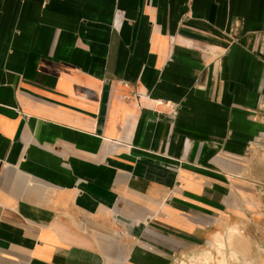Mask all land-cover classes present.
Here are the masks:
<instances>
[{
    "label": "crops",
    "instance_id": "0c3cea01",
    "mask_svg": "<svg viewBox=\"0 0 264 264\" xmlns=\"http://www.w3.org/2000/svg\"><path fill=\"white\" fill-rule=\"evenodd\" d=\"M253 230L264 0H0V264H167Z\"/></svg>",
    "mask_w": 264,
    "mask_h": 264
},
{
    "label": "rangeland",
    "instance_id": "374dc122",
    "mask_svg": "<svg viewBox=\"0 0 264 264\" xmlns=\"http://www.w3.org/2000/svg\"><path fill=\"white\" fill-rule=\"evenodd\" d=\"M229 233L227 232L221 238L224 242L222 248L224 264H252V259H255L258 255L264 257V233L255 230L241 232L234 239L228 240ZM215 240H211L201 247H193L190 250L183 251L167 264H206L204 261L206 255H208L209 264H217L216 262L221 257Z\"/></svg>",
    "mask_w": 264,
    "mask_h": 264
},
{
    "label": "bare ground",
    "instance_id": "6f19581e",
    "mask_svg": "<svg viewBox=\"0 0 264 264\" xmlns=\"http://www.w3.org/2000/svg\"><path fill=\"white\" fill-rule=\"evenodd\" d=\"M215 235V234H214ZM217 235V234H216ZM236 232L235 231H230V233L228 234V240H231V239H234L235 237H236ZM215 238H217V237H215ZM222 238V237H221ZM215 243H216V246H217V248H218V251L220 252V257H221V259L218 261V262H216L217 264H224L225 263V261H224V257H223V252H222V248L224 247V242L221 240V239H216L215 240ZM227 243V242H226ZM231 250V249H230ZM226 256V255H225ZM226 258V257H225ZM208 258H207V261L206 260H204L205 261V263L206 264H209L208 263ZM249 262V261H248ZM228 263V262H227Z\"/></svg>",
    "mask_w": 264,
    "mask_h": 264
},
{
    "label": "built area",
    "instance_id": "2783aa9c",
    "mask_svg": "<svg viewBox=\"0 0 264 264\" xmlns=\"http://www.w3.org/2000/svg\"><path fill=\"white\" fill-rule=\"evenodd\" d=\"M169 61H171V58H169Z\"/></svg>",
    "mask_w": 264,
    "mask_h": 264
}]
</instances>
